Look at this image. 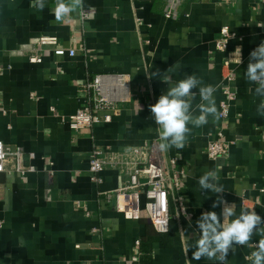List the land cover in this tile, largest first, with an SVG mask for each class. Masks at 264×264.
<instances>
[{"label":"crops","instance_id":"1","mask_svg":"<svg viewBox=\"0 0 264 264\" xmlns=\"http://www.w3.org/2000/svg\"><path fill=\"white\" fill-rule=\"evenodd\" d=\"M168 1L84 0L89 19L82 25L78 12L56 23L54 0H47L43 12L30 6L32 0H0V140L34 154L30 163L36 167L27 176L0 174V264H188L196 221L206 211L221 213L222 205L212 207L218 196L235 203L237 214L254 208L264 218V117L257 114L255 85L244 78L250 52L264 41V3L184 0L178 17L166 19ZM223 26L235 37L218 51ZM42 36L58 37L76 56L44 51L43 63H30ZM237 48L240 64L233 57ZM229 60L235 78L225 80ZM177 61L182 67L170 73L168 84L162 76ZM98 74L127 76L128 99L117 102L111 122L76 132L70 117L85 104L81 88ZM191 74L219 86L218 112L226 89L235 100L227 120L213 123L209 117L203 127L189 125L183 149L161 151L182 173L176 198L188 215L159 234L147 219L128 220L116 211L105 193L124 184L123 172L105 169L93 181L89 158L96 147L117 155L159 144L149 106ZM193 91L195 107L201 101L198 89ZM219 130L234 145L228 157L211 160L206 149ZM208 170L218 172L222 194L200 189L198 179ZM253 250L233 245L227 264H250L245 257ZM191 264L217 262L202 258Z\"/></svg>","mask_w":264,"mask_h":264},{"label":"built area","instance_id":"2","mask_svg":"<svg viewBox=\"0 0 264 264\" xmlns=\"http://www.w3.org/2000/svg\"><path fill=\"white\" fill-rule=\"evenodd\" d=\"M184 0H169L165 12L166 19L176 18ZM264 3V0H261ZM80 19L84 25L89 19L85 11ZM235 37L228 26L220 30L216 40L218 51H226L229 42ZM47 51L55 56H76L75 50L65 49L56 36H42L36 42L29 62L41 64L44 61L42 52ZM231 61L225 62L228 74L225 80H232L234 71L230 67ZM1 71V68H0ZM85 95V104L76 114L70 117V127L74 131L92 128L95 124L111 122L112 113L116 110L117 102L128 99L129 78L125 75L98 74L87 81L81 88ZM235 95L226 89L224 99L220 102V120L225 121L230 115L231 103ZM232 140H227L223 130H219L214 139L209 142L206 155L211 160L228 157ZM35 159L34 154L27 155L22 147L13 148L0 140V174H19L27 176L36 172V167L30 163ZM89 170L93 181H99V174L105 169H115L123 172L124 184L105 197L113 203L117 212L128 220L147 219L157 233L167 234L172 220L179 221L188 215L187 205L176 198V190L181 186V172L174 169L175 160H167L158 148V143H146L143 146L126 150L121 154L109 153L105 148L96 147L89 158ZM2 221H0V228ZM167 227L168 231L163 229ZM140 246V241L136 242Z\"/></svg>","mask_w":264,"mask_h":264},{"label":"clouds","instance_id":"3","mask_svg":"<svg viewBox=\"0 0 264 264\" xmlns=\"http://www.w3.org/2000/svg\"><path fill=\"white\" fill-rule=\"evenodd\" d=\"M37 12H43L47 6V0H32L31 5ZM84 0H54L52 14L56 23H63L70 19L73 13H79L83 19ZM237 63H242L241 49L237 48L233 54ZM182 65L177 61L167 69L162 76L164 82L170 84V73H177ZM159 75V72L153 74ZM244 78L250 84L255 85L254 96L260 98L257 106V114L264 117V41L250 52L249 63L247 65ZM218 85H205L202 79L195 74L180 79L175 85L169 86L167 91L160 95L157 102L150 105V111L158 125V148L160 151H167L173 147L183 149L192 132V125L200 128L220 118V113L216 107L215 93ZM198 89L201 103L193 106ZM197 112L199 114H197ZM219 175L216 170H208L198 179L201 190H209L213 194H222L224 186L219 183ZM240 198V197H239ZM222 205V211L218 215L215 211H206L196 221L198 235L195 239L191 259L199 261L202 258L214 260L217 264H227V257L233 245L247 246L254 249L245 259L250 264H264V218L256 213L254 208H241L239 214L236 211L235 203H228L222 195L217 197L212 207ZM220 216L223 217L221 222ZM163 231L167 232L165 227ZM259 239L253 241V237ZM189 248H185V255Z\"/></svg>","mask_w":264,"mask_h":264}]
</instances>
